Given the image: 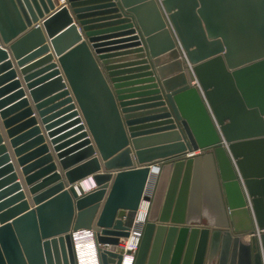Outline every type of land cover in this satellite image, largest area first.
I'll return each mask as SVG.
<instances>
[{"label": "water", "instance_id": "95a60500", "mask_svg": "<svg viewBox=\"0 0 264 264\" xmlns=\"http://www.w3.org/2000/svg\"><path fill=\"white\" fill-rule=\"evenodd\" d=\"M55 1L0 0V264H78L79 229L121 264L142 199L134 264H209L219 246V264H264V0ZM149 60L159 80L114 77ZM201 208L212 225L192 223Z\"/></svg>", "mask_w": 264, "mask_h": 264}, {"label": "crops", "instance_id": "0c3cea01", "mask_svg": "<svg viewBox=\"0 0 264 264\" xmlns=\"http://www.w3.org/2000/svg\"><path fill=\"white\" fill-rule=\"evenodd\" d=\"M65 2H66L65 0H63V1L60 0L59 2L55 1V5H56V7H58L62 4H64ZM101 23H112V22L111 21H109V22L104 21ZM95 24H98V23H95ZM111 29H113V28L112 27H105V28H101V29L97 28L95 31H97V33H98L101 31H109ZM127 44H122V45L126 46ZM113 47L114 46H107L105 48L106 49H112ZM134 49L135 48H123L121 50L108 51V52H106V54L108 56H114L117 54H126V53L133 52ZM136 61L137 60H131V61H127L125 63H135ZM146 67L148 70L143 71V69ZM144 73H151L159 80L158 73H156V70L153 67L150 60L147 64H144V65H138V64L136 65L135 64L133 66H124V67L117 68V69L113 70L114 77H117V79H119V80L120 79L123 80V79L133 78L136 76L143 75ZM154 83L158 84V82H154ZM152 85H153V83L136 84L133 86H127L125 88H122L121 90L123 91V93L130 94V93H135V92L145 90L146 88H148ZM136 113H142V112H136ZM167 181H168V174L166 172H163L162 174L160 173V175L157 177V181H156L157 193H156V197H155V204L156 205L160 204L162 199H163V195H164V192H165V189L167 186ZM156 185H155V188H156ZM223 199H224L227 210H229L231 207L235 208V209L240 208L239 207L240 206L239 205L240 196L238 193H235V195H232L231 193H229L227 191H223ZM189 201H190V198H189ZM214 221H215V216L212 215L211 213H209L206 209L201 208L197 219H194L192 221V223H194L195 225H198V226H207V225H212V223ZM229 221H231L230 217H229ZM234 221L237 223H242V225H244V227H245V225H248V221L244 217L236 218ZM229 229L231 231V235H234L231 222H230V228ZM220 252H221V246L218 247L216 256L213 258V261L209 264H219ZM228 261H229V253L227 255L226 264H228Z\"/></svg>", "mask_w": 264, "mask_h": 264}, {"label": "built area", "instance_id": "2783aa9c", "mask_svg": "<svg viewBox=\"0 0 264 264\" xmlns=\"http://www.w3.org/2000/svg\"><path fill=\"white\" fill-rule=\"evenodd\" d=\"M61 1H63V0H61ZM223 145L226 148V150L229 152L226 144H223ZM203 151L204 150H195L193 152L186 153V155L191 157L194 155H198V154L202 153ZM229 155H230V153H229ZM230 157H231V155H230ZM231 159H232L233 166L236 169V172L238 173V169L236 167L235 160L232 157H231ZM160 168H162V162H155L149 166L150 172H149V178H148L145 193L151 197L153 195L152 192L155 188L157 177L159 176V174L161 172ZM240 180H241V178H240ZM82 181H83V183H86L88 185V188H89L88 191H90L96 187V185H95V183L91 177L86 178ZM150 205H151L150 201L143 200V199L141 200L139 208L134 214L133 221H132L131 227L129 229L128 237L122 238L120 245L116 246V248H115V250L122 255L121 264H134V259H135V255H136V252H137L138 247H139L143 227H144V224L147 220L148 210H147V212L144 213L143 216L139 215V213L141 212V208L143 206H146V209H147V208H149ZM77 231L78 230H75L72 232V238H73V242L75 245V249L77 247L76 237H75ZM86 231L88 233V237H90L92 239L93 243L95 244L94 232L91 229H86Z\"/></svg>", "mask_w": 264, "mask_h": 264}, {"label": "bare ground", "instance_id": "6f19581e", "mask_svg": "<svg viewBox=\"0 0 264 264\" xmlns=\"http://www.w3.org/2000/svg\"><path fill=\"white\" fill-rule=\"evenodd\" d=\"M79 186L82 191L88 192L89 188L86 183H83V181H81L79 183ZM152 193H154V190ZM149 209L150 206L147 209L146 206H143L141 208V212L139 213V215L143 216L144 213L147 212V210L149 213ZM75 237H76V245H77L76 254H77L78 264H99L95 244L93 243L92 239L88 237V233L86 229L78 230L76 232Z\"/></svg>", "mask_w": 264, "mask_h": 264}]
</instances>
